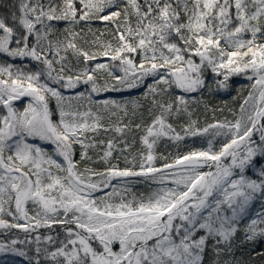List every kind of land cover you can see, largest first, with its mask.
<instances>
[{"label":"snow or ice","instance_id":"6c2138e0","mask_svg":"<svg viewBox=\"0 0 264 264\" xmlns=\"http://www.w3.org/2000/svg\"><path fill=\"white\" fill-rule=\"evenodd\" d=\"M6 7L0 254L27 264H251L235 241L264 240V0ZM233 76L249 81L232 98L238 107L209 106L204 94ZM133 89L141 94L111 95ZM193 106L211 122L193 119ZM225 109L231 119L217 118ZM188 138L200 146L179 150ZM164 139L178 150L158 154ZM140 182L146 193L133 191Z\"/></svg>","mask_w":264,"mask_h":264},{"label":"trees","instance_id":"16d2710c","mask_svg":"<svg viewBox=\"0 0 264 264\" xmlns=\"http://www.w3.org/2000/svg\"><path fill=\"white\" fill-rule=\"evenodd\" d=\"M13 2L14 0H0V14L6 13L8 11L6 5H10ZM103 27H104L103 23H95L93 25V28L103 29ZM88 39H91V37H88ZM0 59H2V57H0ZM106 59L107 58H102L101 62H104ZM16 63L19 64L20 61L17 60ZM24 63H28V61H24ZM208 81L209 83H212V74L210 72L208 75ZM148 82L149 83L151 82V78H149ZM229 84L230 87L227 90H220L219 92H216L214 94L205 93L203 99L211 107H223L225 101L228 102L229 107H233V106L238 107V105L234 104L232 98L234 96H237V89L247 86L249 84V81L243 76H233L230 79ZM140 94H141V90L133 89V90L125 91L124 93H122V95H117L115 93H112L111 95L113 98L121 99V98L137 97ZM107 95L108 94H104L101 98H106ZM243 95H247V91H244ZM193 108L195 109V114L193 115L192 118L199 119L201 122V126H203L205 120L211 122L212 120L211 112L205 114L203 106H201L198 109H196L195 106H193ZM216 116L217 118H221V119L224 116H228L227 109H225L224 113H220L219 111H217ZM228 118L231 119V116H228ZM184 143L185 142L181 143L179 148H181ZM190 146L191 145H189V147ZM194 147H196V143ZM185 148L186 147H183L181 149L184 150ZM177 150H178L177 146L172 141L169 140H163L157 146V153L163 155L165 154V156L168 155L169 153H175ZM120 166L123 167V161L120 162ZM148 190H149V185L144 182L137 183L133 186V191L136 192L137 194L146 193ZM254 209L258 210L259 205H254ZM242 237L243 234L241 233L235 241L236 257L243 261H248L251 257V264H264V257L257 256L252 251L253 248L256 249V252L264 250V240L258 238L256 241L253 242H244ZM21 238H23L22 234H21ZM0 239H3L2 235H0ZM0 264H27V261H25L23 257H19L11 253H5V254H0Z\"/></svg>","mask_w":264,"mask_h":264},{"label":"rangeland","instance_id":"374dc122","mask_svg":"<svg viewBox=\"0 0 264 264\" xmlns=\"http://www.w3.org/2000/svg\"><path fill=\"white\" fill-rule=\"evenodd\" d=\"M164 140H167V139H164ZM161 141H163V140H161ZM160 141V142H161ZM159 142V143H160ZM185 143L182 145V147L181 148H183V147H189V145H191L190 147H194V145H195V143H196V147H198L199 146V144H200V142H199V138H188V139H186L185 141H184ZM181 148H179V150H183V149H181ZM165 155V154H164Z\"/></svg>","mask_w":264,"mask_h":264}]
</instances>
